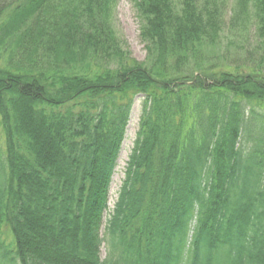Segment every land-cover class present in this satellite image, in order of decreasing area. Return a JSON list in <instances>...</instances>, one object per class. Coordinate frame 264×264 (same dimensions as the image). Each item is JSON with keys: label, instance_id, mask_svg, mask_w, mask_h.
Instances as JSON below:
<instances>
[{"label": "trees", "instance_id": "1", "mask_svg": "<svg viewBox=\"0 0 264 264\" xmlns=\"http://www.w3.org/2000/svg\"><path fill=\"white\" fill-rule=\"evenodd\" d=\"M118 2L0 0V264H264V0H232L258 39L222 68L230 0H132L145 62Z\"/></svg>", "mask_w": 264, "mask_h": 264}, {"label": "rangeland", "instance_id": "2", "mask_svg": "<svg viewBox=\"0 0 264 264\" xmlns=\"http://www.w3.org/2000/svg\"><path fill=\"white\" fill-rule=\"evenodd\" d=\"M1 7V6H0ZM232 0H230V5L228 7V12L224 18V26L221 35V46L222 50L211 57L210 61L212 66L215 68H222L223 63H228L223 58L225 55L242 53L245 54L248 50L254 49L257 43L256 36V27L253 22L245 24L240 27V25H233L231 22V10ZM113 25L118 34V36L125 42L127 50L132 54V57L139 62H145L147 57V52L145 45L143 44L140 38V22L137 17V12L134 8L132 0H119L117 7L113 13ZM4 37H1L0 32V44ZM1 46V45H0ZM0 47V51H4V54H0V66L6 63L7 58L9 57V52L11 49H8L6 52L5 46ZM9 48V47H8ZM230 60V59H229ZM228 64H225V66ZM142 111V98L138 97L136 99L132 117L129 123L126 140L124 142L120 159L118 162V167L116 174L113 179L112 189H111V198H110V208L114 209V205L118 199V192L122 185V182L125 178V169L129 156L134 147V143L137 138V133L139 130V121ZM0 147L4 150L5 141L2 127L0 125ZM1 163V162H0ZM5 184V176L0 164V189L2 185ZM4 239L7 242L8 246L12 244L13 236L7 227H3ZM103 235L105 233V228L102 230ZM107 246H104L102 249V257L107 256Z\"/></svg>", "mask_w": 264, "mask_h": 264}]
</instances>
